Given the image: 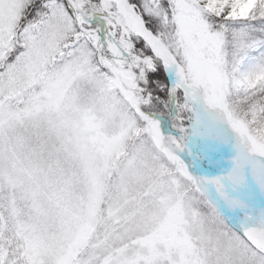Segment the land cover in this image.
Masks as SVG:
<instances>
[{
	"label": "snow or ice",
	"instance_id": "1",
	"mask_svg": "<svg viewBox=\"0 0 264 264\" xmlns=\"http://www.w3.org/2000/svg\"><path fill=\"white\" fill-rule=\"evenodd\" d=\"M0 264H264V0H0Z\"/></svg>",
	"mask_w": 264,
	"mask_h": 264
}]
</instances>
